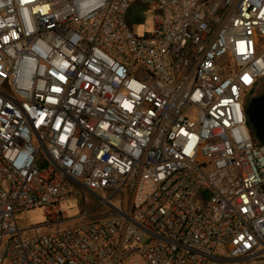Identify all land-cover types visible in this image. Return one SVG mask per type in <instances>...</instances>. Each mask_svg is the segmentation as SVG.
Instances as JSON below:
<instances>
[{
  "label": "built area",
  "instance_id": "1",
  "mask_svg": "<svg viewBox=\"0 0 264 264\" xmlns=\"http://www.w3.org/2000/svg\"><path fill=\"white\" fill-rule=\"evenodd\" d=\"M263 86L264 0H0V264H264ZM102 188L128 207L65 225Z\"/></svg>",
  "mask_w": 264,
  "mask_h": 264
},
{
  "label": "rangeland",
  "instance_id": "2",
  "mask_svg": "<svg viewBox=\"0 0 264 264\" xmlns=\"http://www.w3.org/2000/svg\"><path fill=\"white\" fill-rule=\"evenodd\" d=\"M153 15L152 9L136 4L128 9L126 18L130 28L136 35L145 36L151 30ZM262 90L258 89L251 97L260 94ZM128 205L129 195L123 198L120 194L112 193L111 188H102L95 193L79 189L78 195L66 198L59 204L60 208L65 211V217L67 218L65 225H75L88 221L91 218L109 216L115 213L113 207L126 209ZM86 211H89L88 215ZM16 218L20 222L19 227L21 229L42 224L46 219L43 210L40 208L20 211L16 213ZM49 230L45 226H40L35 231L24 232V236L29 237L36 233L42 234Z\"/></svg>",
  "mask_w": 264,
  "mask_h": 264
},
{
  "label": "water",
  "instance_id": "3",
  "mask_svg": "<svg viewBox=\"0 0 264 264\" xmlns=\"http://www.w3.org/2000/svg\"><path fill=\"white\" fill-rule=\"evenodd\" d=\"M245 113L252 136L264 143V86L260 94L251 97L248 101Z\"/></svg>",
  "mask_w": 264,
  "mask_h": 264
},
{
  "label": "trees",
  "instance_id": "4",
  "mask_svg": "<svg viewBox=\"0 0 264 264\" xmlns=\"http://www.w3.org/2000/svg\"><path fill=\"white\" fill-rule=\"evenodd\" d=\"M254 140H255V138H254Z\"/></svg>",
  "mask_w": 264,
  "mask_h": 264
}]
</instances>
